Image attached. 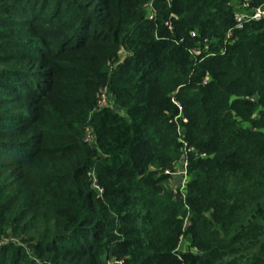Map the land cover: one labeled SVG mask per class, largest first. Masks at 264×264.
I'll return each mask as SVG.
<instances>
[{
    "label": "trees",
    "instance_id": "obj_1",
    "mask_svg": "<svg viewBox=\"0 0 264 264\" xmlns=\"http://www.w3.org/2000/svg\"><path fill=\"white\" fill-rule=\"evenodd\" d=\"M238 10L0 0V264H264V14Z\"/></svg>",
    "mask_w": 264,
    "mask_h": 264
},
{
    "label": "built area",
    "instance_id": "obj_2",
    "mask_svg": "<svg viewBox=\"0 0 264 264\" xmlns=\"http://www.w3.org/2000/svg\"><path fill=\"white\" fill-rule=\"evenodd\" d=\"M233 4L236 6V8L238 7L239 9L238 11H235L234 13V19L236 22L234 29H241L243 27V24L250 20L258 21L262 18L264 14V8L251 7V0H233ZM225 41L226 42L233 41V33L231 30H229L228 33L226 34ZM176 104L178 108L181 110V107L179 106V104L178 103ZM106 106H110L109 94L107 90H103L99 93V96H98V108H103ZM92 138H93L92 134L88 133L86 137V141H90ZM180 163H183V168L185 169V176H186V162L183 159L182 161H180ZM166 173L170 174L169 172H166Z\"/></svg>",
    "mask_w": 264,
    "mask_h": 264
},
{
    "label": "rangeland",
    "instance_id": "obj_3",
    "mask_svg": "<svg viewBox=\"0 0 264 264\" xmlns=\"http://www.w3.org/2000/svg\"><path fill=\"white\" fill-rule=\"evenodd\" d=\"M204 82H206V80ZM185 179L187 180V175L185 176V169L183 168V163H180L178 168L173 173H170V177L167 181V184L172 188L179 187L182 190L184 189L185 186V181H186ZM185 245H186V241L185 239H182V242L180 243V247Z\"/></svg>",
    "mask_w": 264,
    "mask_h": 264
},
{
    "label": "water",
    "instance_id": "obj_4",
    "mask_svg": "<svg viewBox=\"0 0 264 264\" xmlns=\"http://www.w3.org/2000/svg\"><path fill=\"white\" fill-rule=\"evenodd\" d=\"M183 160V158L181 159V161Z\"/></svg>",
    "mask_w": 264,
    "mask_h": 264
}]
</instances>
